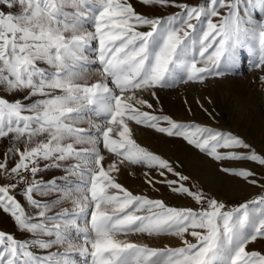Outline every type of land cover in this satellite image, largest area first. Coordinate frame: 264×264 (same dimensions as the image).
<instances>
[{
  "label": "snow or ice",
  "instance_id": "6c2138e0",
  "mask_svg": "<svg viewBox=\"0 0 264 264\" xmlns=\"http://www.w3.org/2000/svg\"><path fill=\"white\" fill-rule=\"evenodd\" d=\"M139 2L180 12L152 18L131 0H0V140H9L0 153V210L30 236L19 240L0 231V264H75L72 252L90 257L91 264H264V252L248 250L264 239V195L229 210L188 184L190 178L168 160L138 145L129 126L134 121L182 138L224 162L221 172L257 183L250 179L255 173L230 162L264 166V153L231 133L141 107L152 108L145 92L156 97V89L178 82L223 77L239 67L245 49L258 51L254 66L264 68V0ZM253 11L262 14L259 21ZM94 42L98 48L89 56ZM94 75L99 79L93 82ZM101 143L115 157L107 167ZM125 162L157 170L165 179L146 183H164L200 208L133 194L112 175ZM53 168H63L64 185L38 178ZM169 173L175 178L168 179ZM68 175L87 180L68 182ZM65 201L71 210L58 207ZM132 234L168 235L181 246L149 247L127 239Z\"/></svg>",
  "mask_w": 264,
  "mask_h": 264
},
{
  "label": "rangeland",
  "instance_id": "374dc122",
  "mask_svg": "<svg viewBox=\"0 0 264 264\" xmlns=\"http://www.w3.org/2000/svg\"><path fill=\"white\" fill-rule=\"evenodd\" d=\"M131 2L137 12L152 18H167L173 13L180 12V9L173 7L145 6L139 0H131ZM177 2L194 5L204 3L206 0H177ZM253 16L256 21H259L262 14L253 11ZM253 46L258 48V44L255 42H253ZM96 48H98V42H94L93 47L89 48L88 55L93 56ZM258 58V51L253 55L245 49L240 53L239 67L223 77H209L203 83L178 82L172 88L156 89V97H152L145 92L142 94V98L152 104V108L138 107H141L142 111H148L154 115H167L177 122L196 123L211 127L214 130L231 133L248 144L250 150L264 153V82L260 79L264 76V68L254 66L258 63ZM92 67L98 68L99 64L97 63ZM96 79H99V77L94 75L93 82ZM110 86L112 85L110 84ZM93 118L96 123H104L103 118ZM129 126L132 129V138L138 145L168 160L177 172L190 178L188 184L195 185L196 188L202 189L207 195L225 203L229 210L264 195V166L247 161L230 162L234 168H244L255 173L256 175L250 178L257 181L253 184L221 172L220 165L224 162L214 161L182 138L168 137L154 129L136 125L134 121H129ZM161 126L166 125L162 122ZM8 143V139L0 140V153L6 151ZM98 146L105 156L103 163L107 167L115 157L103 149L102 143ZM218 151L222 153L229 151L247 152L249 149L221 148ZM118 167L119 172H114L112 175L116 182L133 194L162 200L165 205L171 207H187L193 210L200 208V205L196 204L191 198L182 197L171 192L164 183H155L154 187L146 183L147 179L154 178L157 181L165 179V177L159 176L157 170L148 169L144 165H131L127 162L118 165ZM145 173H148V175L146 176ZM65 175L63 168H53L39 173L38 178L42 177L47 180L55 178L58 184L64 185L66 181L61 178ZM167 178L173 179L175 177L169 173ZM86 180L87 177L67 176L68 182L80 181L83 183ZM110 192L117 193V190H110ZM15 195L22 204H25L27 211H33L30 206L26 205L21 190H17ZM52 198L45 197L43 199ZM58 207L71 210L73 206L70 201H65ZM78 222L83 227V217ZM0 231L12 234L19 240L30 239L29 234L17 229L14 219L9 214L4 213L3 210H0ZM127 239L132 242L146 243L149 247L154 248L181 246V242L177 238L168 235L148 237L144 234H132ZM188 239L195 242L190 236ZM248 250L264 252V239H258L257 242L249 244ZM71 255L75 264H78V259L82 264H91L90 257H84L78 252H72Z\"/></svg>",
  "mask_w": 264,
  "mask_h": 264
},
{
  "label": "bare ground",
  "instance_id": "6f19581e",
  "mask_svg": "<svg viewBox=\"0 0 264 264\" xmlns=\"http://www.w3.org/2000/svg\"><path fill=\"white\" fill-rule=\"evenodd\" d=\"M77 263H78V264H82V262H81L79 259L77 260Z\"/></svg>",
  "mask_w": 264,
  "mask_h": 264
}]
</instances>
